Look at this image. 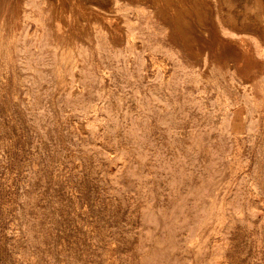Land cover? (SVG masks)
<instances>
[{
  "label": "rangeland",
  "instance_id": "obj_1",
  "mask_svg": "<svg viewBox=\"0 0 264 264\" xmlns=\"http://www.w3.org/2000/svg\"><path fill=\"white\" fill-rule=\"evenodd\" d=\"M7 3L0 264H264L255 21L234 25L224 0H200L185 34L145 0L109 22L114 37L103 23L68 44L46 10L71 0Z\"/></svg>",
  "mask_w": 264,
  "mask_h": 264
},
{
  "label": "bare ground",
  "instance_id": "obj_2",
  "mask_svg": "<svg viewBox=\"0 0 264 264\" xmlns=\"http://www.w3.org/2000/svg\"><path fill=\"white\" fill-rule=\"evenodd\" d=\"M57 1H60V0H57ZM144 1L145 0H71L72 8H68L63 3L49 4V5H47L46 14L52 23L51 26H52L54 39L56 41H58V40L62 41V40H64V38H66L65 40H67L69 42L68 44H70V39L72 37L71 31L74 28L75 29L88 28V29H94L97 32H101L100 30L102 28L103 23H105V25L107 26V29L109 28L110 36L114 37L116 30H114L113 27H110L109 22L112 23L115 19H118V18L123 19L122 23L130 22L131 19L127 18V15H129L128 9L122 8V7L127 6V8H128V7H131V5H134L133 8H135V6L140 7L139 4L143 3ZM154 1L160 2L162 5V8H164V10L166 12L165 15L168 16L170 19H172V21L176 22L177 25H181L182 30L186 29L185 34H188V32H189V21H190L189 15L192 13L193 3H195V2L199 3L200 0H194V1H191V0H154ZM224 1L226 4L225 6L228 7V8L227 7H225V8L227 9L226 12H227V15L229 16V18L231 20V23H233L234 25H239L240 27H242V26H245L246 24L249 25L250 21L254 20L255 26H257V28L259 27L258 29L259 30L261 29L264 32V0H224ZM4 4H5V2H4ZM6 4L10 5V3H7V0H6ZM11 7H12V5H11ZM73 7H74V9H73ZM196 7L197 6H195L194 11H193L195 16L197 14ZM123 9H124V11H123ZM219 10H220V7H219ZM129 11H130V9H129ZM5 16H3V18ZM37 16H38V14H37ZM216 16H217V18L220 17V14L218 11L216 12ZM13 17H14V15L12 16V18ZM6 21L8 22V19H6ZM117 24H119V21H117ZM220 25L222 27V22H220ZM250 25H252V23ZM183 26H185L186 28ZM70 27H72V28L70 29ZM223 27L231 35L237 33V31L233 27H229L225 22L223 23ZM107 29H105V31ZM118 29H120V28H118ZM242 34H244V33H242ZM49 37L52 38L51 36H49ZM259 45H262V44L259 43ZM58 47H59V45H58ZM30 55H31V53H30ZM138 55H139V53H138ZM151 59H152V57H151ZM26 79L27 78L25 77V80Z\"/></svg>",
  "mask_w": 264,
  "mask_h": 264
}]
</instances>
